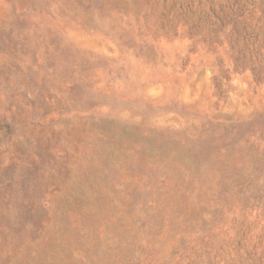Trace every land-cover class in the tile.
<instances>
[{
    "label": "rangeland",
    "instance_id": "obj_1",
    "mask_svg": "<svg viewBox=\"0 0 264 264\" xmlns=\"http://www.w3.org/2000/svg\"><path fill=\"white\" fill-rule=\"evenodd\" d=\"M0 264H264V0H0Z\"/></svg>",
    "mask_w": 264,
    "mask_h": 264
}]
</instances>
